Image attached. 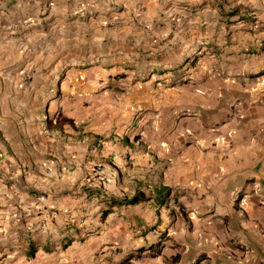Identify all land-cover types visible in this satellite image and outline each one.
<instances>
[{
  "label": "crops",
  "instance_id": "obj_1",
  "mask_svg": "<svg viewBox=\"0 0 264 264\" xmlns=\"http://www.w3.org/2000/svg\"><path fill=\"white\" fill-rule=\"evenodd\" d=\"M240 1L0 0V264H27L38 247L48 251L52 242L66 244L86 229L70 226L94 210L92 195L68 190L83 183L82 148L56 149V159L41 154L48 147L54 153L50 138L41 133L38 140L22 123V111L38 73L53 72L70 55V39H84L87 29L98 37L115 34L119 25L121 34L157 41L149 52L187 54L203 36L202 49L219 46L232 62L215 70L224 73L221 95L207 101L210 122L204 132L195 130L201 143L186 151L189 170L180 171L188 183L179 194L190 199L183 203L190 229L165 235L153 258L159 264H264V57L255 55L264 40L239 27L243 18L223 15L243 9ZM157 195L149 198L156 202Z\"/></svg>",
  "mask_w": 264,
  "mask_h": 264
},
{
  "label": "rangeland",
  "instance_id": "obj_2",
  "mask_svg": "<svg viewBox=\"0 0 264 264\" xmlns=\"http://www.w3.org/2000/svg\"><path fill=\"white\" fill-rule=\"evenodd\" d=\"M238 3L243 9L223 15L243 18L239 27L261 33L264 40V0ZM120 26L115 34L106 30L98 37L87 29L84 39H70V55L53 72H39L25 94L22 123L38 140L45 133L54 148L41 154L56 159V149L82 148L78 151L88 168L83 183L68 190L92 195L94 208L71 222V229L86 227L81 236L66 247L54 242L48 251L38 247L27 264L117 262L165 235L181 236L190 229L192 216L183 204L190 199L180 200L179 194L188 183L180 171L189 170L186 151L201 143L195 130L204 132L210 122L207 101L221 95L224 73L215 70L232 62L225 50L218 53L219 46L202 49L203 36L187 54L149 52L157 41L121 34ZM227 26L221 31L227 32ZM255 55L263 60L264 50ZM157 187L168 188L160 205L149 198L157 195ZM141 193L147 201L112 208L105 203L111 196L129 201ZM103 211H110L105 218ZM159 263L144 257L130 264Z\"/></svg>",
  "mask_w": 264,
  "mask_h": 264
},
{
  "label": "trees",
  "instance_id": "obj_3",
  "mask_svg": "<svg viewBox=\"0 0 264 264\" xmlns=\"http://www.w3.org/2000/svg\"><path fill=\"white\" fill-rule=\"evenodd\" d=\"M167 190L168 188L166 187H162L160 189V192L158 193L157 196H159L156 199V202L158 204L163 203V200L165 199V196L167 195ZM115 200V201H114ZM111 200L109 199V201H107L108 206H114V205H123L124 203L127 204H138L144 201H147L148 198L145 197L144 195H133V197L131 199H129V201H123L122 199H114ZM118 200V202H117ZM181 210H184L182 206H180ZM110 211H103L101 216L102 218H105ZM163 240L164 239H160L158 242L154 243V244H150L149 246L146 247H140L139 249L136 250V253L133 255V253H129L126 256L122 257L121 259H119L117 262H101L100 264H130L131 261L133 259H140V258H144V257H156L161 253V250L163 248ZM70 243H66V245H64V247H66L67 245H69ZM34 250L32 249V253L31 255H33Z\"/></svg>",
  "mask_w": 264,
  "mask_h": 264
},
{
  "label": "built area",
  "instance_id": "obj_4",
  "mask_svg": "<svg viewBox=\"0 0 264 264\" xmlns=\"http://www.w3.org/2000/svg\"><path fill=\"white\" fill-rule=\"evenodd\" d=\"M237 194H238V192L236 191V192L233 193V196L236 197ZM39 199H40L41 201H43V200L45 199V197H44V196H40Z\"/></svg>",
  "mask_w": 264,
  "mask_h": 264
}]
</instances>
